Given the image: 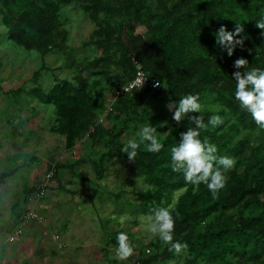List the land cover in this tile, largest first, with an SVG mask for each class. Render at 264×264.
<instances>
[{
	"label": "trees",
	"instance_id": "obj_1",
	"mask_svg": "<svg viewBox=\"0 0 264 264\" xmlns=\"http://www.w3.org/2000/svg\"><path fill=\"white\" fill-rule=\"evenodd\" d=\"M73 3L94 23L85 45L96 47L99 55L77 59L67 54L61 67L68 68L70 74L60 82L55 77L49 91L38 84L49 68L43 63L30 79L36 85L26 93L38 103L54 106L55 121L48 129L65 137L66 150L84 139L90 145L101 144L103 149L98 159L88 156L73 164L58 159L35 188H26L25 204H29L19 224L27 212L37 213L36 209L50 204L46 200L49 189L84 196H90V188L92 193L98 191L86 169H71L88 164L96 178L104 180L108 165L132 161L137 174L151 186L149 191L136 194L137 209L148 216L156 206L174 208L178 213L174 239L187 242L188 249L177 255L153 238L144 245L120 225L107 245L116 247L114 237L124 231L135 245V264H264V129L240 109L233 97L232 79L237 58L248 60L241 72L264 68V36L255 26V20L264 15V0H0V19L7 38L15 44L44 57L51 52L66 53L70 31L61 15L63 8ZM237 23L243 25L239 34L243 45H237L229 56L216 44L214 32L222 25L234 31ZM139 64L159 86L148 84L123 92L109 110L104 89L117 94L133 80ZM114 71L119 75L112 80ZM24 85L16 92H24ZM189 93H199L205 122L216 113L224 118L223 125L202 131L201 138L215 143L218 154L234 157L237 162L226 173L227 182L215 198L204 185L198 189L186 185L183 174L173 173L169 167V149L179 142L187 121L177 125L167 105ZM42 107L45 113L47 107ZM102 117L109 127L101 124ZM19 118L30 121L36 116L31 113ZM145 125L156 129L164 148L150 153L141 147L130 160L120 149L128 136L138 138ZM11 133L13 139L25 136L16 127ZM59 168L74 174L69 184L58 175ZM78 183L85 188H76ZM120 193L112 195L116 203L122 199Z\"/></svg>",
	"mask_w": 264,
	"mask_h": 264
},
{
	"label": "rangeland",
	"instance_id": "obj_2",
	"mask_svg": "<svg viewBox=\"0 0 264 264\" xmlns=\"http://www.w3.org/2000/svg\"><path fill=\"white\" fill-rule=\"evenodd\" d=\"M61 17L65 22L64 27L70 31L68 50L65 51L66 53L51 52L45 57L36 50H27L15 44L12 40H9L6 34L7 29L0 19V81L2 79L6 80V76H9V82L3 83L2 85L4 87L0 86V147L4 146V150L1 152L8 155L7 159L4 160L3 157L0 160V171L4 170L5 166L16 171L11 177L13 186L9 187V189L5 187L4 190L8 189V192L5 197L2 198L4 200H8V198L13 200L10 203H15L26 194V192H22L24 187H27V189L31 187L33 184L31 180L32 171L35 172L38 177H41L43 173L46 172L47 167L41 159L52 157V147L56 146L57 148L58 144H63V139L65 138L62 135L51 133L46 128L55 121L54 106L38 103L33 96L26 93L28 88L30 89L36 85L30 81L33 73L42 67L43 63L48 65L49 68L43 72L38 84L45 91H49L56 83L54 80L55 77H58V81L60 82L62 79L68 78L66 76L70 74L68 68L61 67L66 62L64 61V57L67 54L72 53L77 59H82L86 56L88 58L98 56L100 52L94 46L88 47L85 45V42L90 40L91 32L95 26L89 19V16L79 8V4L73 3L64 7ZM53 67L55 69H53ZM118 75L119 72L114 71L112 80ZM23 83H25L24 87H26L24 92L19 93L16 92V90H12V92L4 91V89L9 90V88L16 87ZM104 93L107 97L106 105L107 108H109L112 102L114 103L116 94L112 93L108 87L104 89ZM3 100L5 102H3ZM1 101L4 103L3 105ZM42 106L47 107L43 119L37 117L42 113ZM21 107L26 109L22 113V118L33 113L36 118L28 122L35 128L36 125L42 124L45 131L42 129L41 131L33 132L30 131L28 127L25 129L23 127V119L19 118V116H21ZM9 119H11L12 122H9ZM100 122L106 127L110 126L106 118L102 117ZM10 123H12L13 126H10ZM13 127H16L26 137L30 135L29 137H31L32 143L28 144L25 142L22 144V141L16 140L15 142L17 144L10 146V139H13L11 133ZM133 137L134 136H128V139ZM42 138L44 139L43 146H36L37 142L42 145ZM125 138L127 137L124 136L123 139ZM50 139L52 140L50 141ZM85 144L86 145L80 144L78 146L77 153H75L74 156L85 154L84 158L90 156L93 159H98L103 149L102 145L97 143H95V146L90 145L89 141H86ZM23 145L27 146V148H23ZM38 147L43 148L38 149ZM13 149L14 151H12ZM32 155L38 156L35 161L31 160ZM18 164H20L21 168L18 167ZM78 169L79 171L86 169L87 172L91 174V178L95 181L94 187H91L98 189V191L92 193V188H90V196L87 197L81 193L71 195L66 193L65 190L58 191L57 188L49 189L46 193V200L50 202L54 197L59 195V198L62 199V204H58L56 207L36 209L40 222L43 220V218L40 217H44L45 221L42 225L39 224L37 220H30L28 223L20 224L22 227V237H34L30 241L37 245L42 238L39 233L40 230L34 233L25 228L34 222L39 224L38 226H45L48 218L58 217L60 219L58 220L59 223L56 224L54 221L50 222L43 229L47 232L46 238L49 241H47V244L50 243L52 248L57 250L59 260H62V262H57V257H51V260L46 263L44 256L46 254L49 255V251L40 250L43 254L42 258L39 260L41 264H135L137 261L135 254L126 260H120L116 254V247L114 248V245H107V242L109 236L114 235L113 230L119 225L122 229L131 231L135 234L134 238L136 241H140L144 245L152 239L151 235L145 231V223L142 222V218H146L147 216L143 215L141 211L137 209L138 207H136V204H138L136 194L144 193L145 191L142 190L141 184H147H145L142 177L137 174L132 161L114 162L108 165L104 180L96 178V174L88 164L85 166H78L71 170L76 172ZM67 172H69V170H67ZM58 175L63 181L62 177L65 175V170L59 168ZM70 175L73 176L74 174L71 173ZM70 175L68 177H70ZM79 186L81 187L82 185L79 183L78 185L76 184V188ZM72 190L75 189L72 187ZM119 192H123L122 194L124 197L122 196L121 201L116 203L115 197ZM68 196H71L70 200H67L69 199ZM28 204L29 201H27V205ZM137 218L139 220L138 224L133 223L131 225V222H134ZM16 223H18V220L15 224ZM66 225L69 227H66ZM16 226H18V224ZM67 231H69V234L75 231L77 235L76 243L70 245L72 250L65 245L66 242H71L68 238L69 235L65 237V242H63V238L61 237L62 233ZM53 234L55 236L58 235V238L56 239L55 236L52 238ZM7 245L16 248L19 243L17 241L14 242V239H12ZM88 245H90V248H88ZM38 246V250L42 248V246ZM34 252L39 258L40 255L37 251L35 250ZM83 254H86L87 257ZM5 257L8 256H4L3 260H6ZM18 259L19 257L13 254L11 259L7 261L9 264H16Z\"/></svg>",
	"mask_w": 264,
	"mask_h": 264
},
{
	"label": "clouds",
	"instance_id": "obj_3",
	"mask_svg": "<svg viewBox=\"0 0 264 264\" xmlns=\"http://www.w3.org/2000/svg\"><path fill=\"white\" fill-rule=\"evenodd\" d=\"M237 25L234 31H229L222 25L214 32L216 44L226 50L229 56L237 45H243V39L239 38L243 25ZM255 26L262 30L261 36H264V15L255 20ZM247 64L248 60L243 57L234 61L233 67L237 70L232 73V79L235 81L233 97L238 101L240 109L250 114L256 125L264 129V68L257 67L241 72L239 69H245ZM167 107L172 112L171 119L177 125L187 121L186 130L179 133V142L169 149L170 170L173 173H182L186 185H191L194 189L204 185L213 198L217 197L227 182L226 173L232 170L237 162L234 157L218 154L217 145L207 138H201V132L223 125L224 118L216 113L210 115L205 122L199 93L181 95L177 100H170ZM137 136L138 138L128 139L120 149L130 160L137 157L141 147L150 153H159L164 148V144L156 135V129L150 125L143 126ZM141 188L147 192L151 186L141 184ZM176 216L178 213L174 208L156 206L146 218H142V222L145 223V231L154 240L179 255L187 251L188 244L174 239ZM114 240L116 254L120 260H126L133 255L135 245L126 232L118 231Z\"/></svg>",
	"mask_w": 264,
	"mask_h": 264
},
{
	"label": "crops",
	"instance_id": "obj_4",
	"mask_svg": "<svg viewBox=\"0 0 264 264\" xmlns=\"http://www.w3.org/2000/svg\"><path fill=\"white\" fill-rule=\"evenodd\" d=\"M6 82H9V76L8 77L6 76V80L2 79L0 81V86L4 87L2 84L6 83ZM21 85L22 84H19L16 87L9 88V90L4 89V91L5 92H12V90H18L21 87ZM3 102H5V101L3 100ZM1 104L3 105L4 103H2V101H1ZM25 110L26 109H23L22 111H20V114L23 115L22 113ZM43 115H44V112H42L39 117H41L43 119ZM23 122H24L23 127L25 129H27V127H28L30 129V131H33V132L41 131L42 129L45 131V128H43L42 124L36 125V128H35L27 120H24ZM40 122H42V121H40ZM51 125L52 124H50L46 128L48 129ZM48 131H49V129H48ZM30 138L31 137L27 138L26 136L23 137V136L20 135L16 139H10V146L16 145L17 144L15 142L16 140L22 141V144L25 143V142H27L28 144L32 143V140ZM27 139H28V141H27ZM51 140L52 139H50V141ZM43 143H44V139L42 138L41 139V144L42 145H40V143L37 142L36 146H43ZM64 143H65V138L63 139V144L62 143L58 144L57 148H56V146L52 147V150H53L52 157H49L47 159H44V158L41 159L42 162L47 167L46 171H48L52 165L57 164L58 163V159H60V161H62V162L66 161L69 164H73V163L76 162V160H78L80 158L81 159L84 158L85 154H81L80 156H74V154L77 153L78 146L80 144L86 145L85 144L86 143V139H84L82 141H79L76 144L75 148H73L72 150H66V147H65ZM23 148H27V146L23 145ZM41 148H43V147H38V149H41ZM2 150H4V146L0 147V160L3 157H4V160H5V159H7L8 155H6L5 153H2L1 152ZM12 151H14V149ZM31 154H32V152H31ZM37 157H38L37 155H32L31 160L35 161V159ZM54 157H55V159H54ZM18 167H20V164H18ZM15 172L16 171H13L12 169H9L8 166H5V169L0 171V256H1L0 257L1 258L0 264H9L7 260H10L13 254H15V255H17L19 257V259L16 261V264H41L39 262V260L42 258L43 254H42V252L40 250H43V251L48 250L49 251V255L46 254L44 256L45 259H46L45 260L46 263H48L51 260V257H53V258L57 257L58 258L57 262H62V260H59V256H58L57 250L53 249L50 243L47 244V241H48V239L46 238L47 232L44 231V229H43L50 222L54 221V223H56V224L59 223L58 220H60V219L58 217L48 218V220H46V225L45 226H41L43 224V222L45 221V219H44V217H40V218H43V220L41 219L42 221L39 222V224H41L40 226H38L39 224L34 222V223H32L31 225H29V226H27L25 228V229H29L30 231H32L34 233H36V232H38V230H40L39 233L42 236V238H41L40 242L37 245L33 244L30 241L34 237H29V236L22 237V235L20 237L16 238V239H14V242L17 241L19 243V245H17L16 248H13L11 245H7L8 243H10L12 241L8 237L9 232L12 231L14 228L20 226L19 220L25 214V212L27 210V206H28V205L25 204L26 195H24L21 199H19L20 201L18 200L15 203H10L13 200H10L9 198H8V200L2 199L7 194L9 187L13 186V181L11 180V177L13 176V174ZM106 174H107V171H106ZM43 175H44V173H43ZM43 175L41 177H38L37 174L32 171L31 172V176H32L31 180L33 181V184L31 185L30 188H35L39 184V182L41 181ZM68 176H69V173H67V171H65V175H64L63 178H64V183L66 185L69 184V180H70V178ZM81 185H82L81 188L84 189L85 185L83 183ZM61 186L62 185H60V188H61ZM5 187H7L8 189L4 190ZM26 188L27 187H24V189H22V192H26L27 191ZM66 193H69V192L66 191ZM87 197H89V196H87ZM68 198L69 199H67V200H70L71 196H68ZM61 201H62V199L59 198V195H57L56 197L53 198V200L50 201V204H48L46 207L47 208L48 207H56L58 204H62ZM4 204H5V206H4ZM3 206H4V208H3ZM17 220H18V223L15 224V222ZM17 224H18V226H16ZM21 225H22V223H21ZM66 227H69V226L66 225ZM9 228H11V229H9ZM117 228L118 227H116L115 230H117ZM67 235H69L68 238L70 239L71 242H66L65 245L67 247H70V249L72 250L70 245L76 243L77 235L75 234V231L70 232V234H69V231H67L65 233H62L61 237L63 238V242H65V237H67ZM54 236L55 235L53 234L52 238ZM57 236H55L56 239H57ZM38 245H40V247L42 246V248H40L39 250H38V247H39ZM63 248H65V247H63ZM88 248H90V245H88ZM35 250L40 255L39 258L37 257V254L34 252ZM27 254H28V256H27ZM83 255H85V257H87L86 254H83ZM4 256H8L10 258L5 257L6 260H3ZM22 260H23V263H22Z\"/></svg>",
	"mask_w": 264,
	"mask_h": 264
},
{
	"label": "built area",
	"instance_id": "obj_5",
	"mask_svg": "<svg viewBox=\"0 0 264 264\" xmlns=\"http://www.w3.org/2000/svg\"><path fill=\"white\" fill-rule=\"evenodd\" d=\"M148 84H151V86L153 88H156L159 86V81L157 79H153V78L150 79L149 76L144 72L141 64H139V65H137V72H136V75L133 78V80H131L126 86L122 87V89H120V91L117 92V94L115 95V99L119 94H121L123 92H130V91L134 90L135 88H142ZM111 109H112V104L109 107V110H111ZM100 120H102V119H100ZM51 176L52 175L50 173L45 177V180H44L45 185H47ZM30 220H37L40 222L38 214L33 212V211L27 212V214L24 217L23 223H28ZM21 235H22V227L20 226V227H16L15 229H13L9 233L8 237L10 240H12V239H16V238L20 237ZM57 238H58V236H57Z\"/></svg>",
	"mask_w": 264,
	"mask_h": 264
}]
</instances>
